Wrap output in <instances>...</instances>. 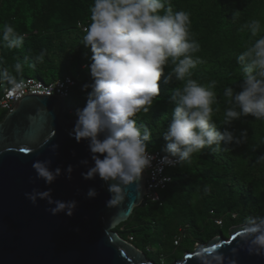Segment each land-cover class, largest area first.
Masks as SVG:
<instances>
[{"label":"clouds","instance_id":"obj_1","mask_svg":"<svg viewBox=\"0 0 264 264\" xmlns=\"http://www.w3.org/2000/svg\"><path fill=\"white\" fill-rule=\"evenodd\" d=\"M167 5V6H166ZM240 11L234 13L239 18ZM90 24L83 38L85 46L92 52L89 67L93 82L85 84L88 92L84 108L76 110V123L71 135L77 143L88 142L93 164L82 173L84 179L97 176L108 185L111 194L107 207H115L126 199L125 189L142 179L143 172L152 164L154 156L148 150L147 142L152 132L147 126H138L135 119L140 113H148L154 101L160 96V80L165 67L171 65L166 82L173 77L183 82L182 88H174L170 97L172 121L164 139L169 141L162 158L168 166L190 162L192 154L215 146L229 150V145L241 144L247 133L240 137L232 131L217 130L213 117L219 112L216 87L212 80L201 84L193 79V70L204 63L196 55L200 43L193 38L191 13L173 11L171 0H93L90 7ZM240 32L250 33L255 38L237 57L242 66L243 79L240 91L225 87L223 95L229 105L224 110L221 124L230 125L242 117L252 116L264 120V24L260 19L243 23ZM25 35L9 23L0 25V46L12 50L22 48ZM43 62L44 53L36 56ZM0 63H3L0 59ZM35 67V65H30ZM16 73L22 72V64L13 66ZM15 85L16 79L8 68L0 67V82ZM57 150L59 145H53ZM52 161H34L37 178L48 185L53 184L63 170L50 167ZM88 164V161H82ZM73 168H67L71 179ZM141 185H138V190ZM36 204L45 200L54 207L48 210L52 215L64 213L71 217L77 208V201L55 200L52 189H34L25 194ZM98 195L95 188L87 192L88 198ZM243 243L250 255H264V217H248L245 223ZM232 256H226L219 248L205 249L196 257L198 264H238L235 257L239 248L231 249Z\"/></svg>","mask_w":264,"mask_h":264},{"label":"trees","instance_id":"obj_2","mask_svg":"<svg viewBox=\"0 0 264 264\" xmlns=\"http://www.w3.org/2000/svg\"><path fill=\"white\" fill-rule=\"evenodd\" d=\"M92 4L93 0H0V25L12 24L25 35L22 48L8 50L0 46L3 61L0 67L8 68L16 81L30 75L45 82L72 76L76 83L65 99L68 109L76 95L88 99L91 89L85 91L83 86L93 82L89 70L93 54L83 43L86 31L78 23L88 27ZM171 7L174 12L191 13L193 38L201 45L196 55L204 63L193 70L192 78L201 84L218 82L215 91L219 104L213 106L220 109L213 117L217 130L227 129L237 137L246 132L247 136L243 143L229 145L228 151L223 145L220 150L215 146L205 148L192 154L190 162L169 168L172 180L161 190L160 201L134 208L130 217L115 227L123 238L126 234V240L144 250L147 257L156 244H161V236L170 237L171 245L181 250L167 254L159 252L158 259L154 258L158 264L181 259L197 242L204 243L218 234L227 236L231 226L246 223L248 217H264V120L249 115L230 125L221 124L224 110L229 107L224 89L241 90L243 71L237 57L255 39L250 38L248 32H240L239 28L251 19H260L264 24V0H171ZM237 10L240 16L234 19ZM41 53H44V60L37 62L35 58ZM17 61L23 66L20 73L12 67ZM171 67H165L159 82L160 96L149 112L135 118L138 125L147 126L152 132L148 149L164 153H168L169 143L164 133L173 118L172 90L183 87V82L174 77L166 82ZM0 84L11 85L7 81ZM86 103L71 109V115ZM0 112L2 120L6 111ZM216 219L221 222L217 223ZM149 228L153 229V234L148 232ZM181 229L182 238L175 244L174 236ZM189 229L194 233L186 244L181 243L184 232ZM138 232L144 236L140 242H137Z\"/></svg>","mask_w":264,"mask_h":264},{"label":"water","instance_id":"obj_3","mask_svg":"<svg viewBox=\"0 0 264 264\" xmlns=\"http://www.w3.org/2000/svg\"><path fill=\"white\" fill-rule=\"evenodd\" d=\"M76 120L64 99L38 94L20 98L0 120V264H158L115 230L142 204L145 171L140 181L125 189L121 204L107 207L108 185L98 176L86 180L82 175L93 161L88 142L77 143L70 134ZM37 160H51L50 167L61 168L63 174L46 184L32 167ZM85 160L88 164L82 163ZM48 188L55 200L77 201L73 216L52 215L48 209L54 205L45 200L33 204L25 195ZM90 188L96 189L95 198L87 197ZM244 228L245 223L233 225L227 236L218 234L170 264H198V254L211 248L230 257L231 249L239 248L232 257L238 264H264V255L247 252Z\"/></svg>","mask_w":264,"mask_h":264},{"label":"built area","instance_id":"obj_4","mask_svg":"<svg viewBox=\"0 0 264 264\" xmlns=\"http://www.w3.org/2000/svg\"><path fill=\"white\" fill-rule=\"evenodd\" d=\"M83 30H87L86 25L82 22L78 23ZM76 83L72 76L66 75L61 78H57L50 82L43 80L27 77L26 79H20L13 85L0 84V110L6 112L11 111L16 102L27 94H38V95H56L62 99H66L70 94L71 87ZM70 113L72 112L69 109ZM149 152L154 156L152 164L145 170L146 174V192L142 204L148 202L160 201V191L164 189L168 183L172 180V175L169 173V168L174 166H168L162 158L169 156V153H164L159 149L151 150ZM178 164V163H177ZM176 164V165H177ZM217 223L221 222V219L215 220ZM183 230L174 236V243L177 244L181 240ZM132 237L129 240L132 241Z\"/></svg>","mask_w":264,"mask_h":264},{"label":"rangeland","instance_id":"obj_5","mask_svg":"<svg viewBox=\"0 0 264 264\" xmlns=\"http://www.w3.org/2000/svg\"><path fill=\"white\" fill-rule=\"evenodd\" d=\"M29 77H34V76H32V75H30ZM27 77H24V78H22V79H26ZM34 78H36V77H34ZM73 90H75V87L73 88ZM74 94H77L76 93V91L74 92ZM87 101V98L84 96V97H82V98H79L77 95L70 101V108L71 109H75V108H78V107H80L84 102H86ZM1 113V112H0ZM6 113H4V115H5ZM138 126H140V125H138ZM156 147H158V146H156ZM159 148V147H158ZM161 192V191H160ZM148 232L149 233H151V234H153V229L152 228H149L148 229ZM192 233H194V230H186L185 232H184V239L182 240V242L181 243H185L188 239H190L191 238V234ZM125 238H127V235L125 234V236H124ZM144 236L142 235V233L141 232H138V234H137V242H140L141 241V239L143 238ZM161 244H156V246L154 247V250L153 251H151V252H149L148 253V258L149 259H151V260H153L154 261V258H156V259H158V257H159V252H163V253H165V254H167V253H169V252H175L176 250H181L180 248H174L172 245H171V243L169 242L170 240H171V238L170 237H164V236H161ZM186 244V243H185ZM184 244V245H185ZM201 244V242H197L196 243V245L195 246H198V245H200ZM161 246V247H160ZM144 251V250H143ZM164 258V257H163ZM165 259V258H164ZM167 264V263H166Z\"/></svg>","mask_w":264,"mask_h":264},{"label":"flooded vegetation","instance_id":"obj_6","mask_svg":"<svg viewBox=\"0 0 264 264\" xmlns=\"http://www.w3.org/2000/svg\"><path fill=\"white\" fill-rule=\"evenodd\" d=\"M72 114V112L70 113V115Z\"/></svg>","mask_w":264,"mask_h":264}]
</instances>
